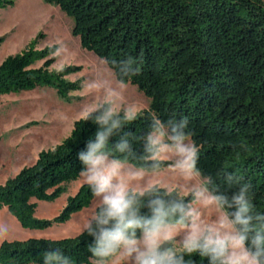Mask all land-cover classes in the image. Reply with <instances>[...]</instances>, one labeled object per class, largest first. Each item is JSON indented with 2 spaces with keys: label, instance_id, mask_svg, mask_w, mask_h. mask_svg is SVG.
<instances>
[{
  "label": "trees",
  "instance_id": "trees-1",
  "mask_svg": "<svg viewBox=\"0 0 264 264\" xmlns=\"http://www.w3.org/2000/svg\"><path fill=\"white\" fill-rule=\"evenodd\" d=\"M15 1L0 0V9ZM45 2L73 20L72 35L83 50L103 62L129 55L139 61L140 74L128 85L136 86L150 104L128 124L130 130L137 135L146 131L154 115L186 116L191 139L200 147L202 173L238 170L254 186L257 210L264 211V0ZM41 37L0 65V96L49 87L70 101V94L82 89L81 81L66 79L80 67L50 70L57 57L50 47L37 49ZM38 63L42 65L36 67ZM95 130L90 120L75 122L59 145L0 185V210L7 208L24 229L46 230L88 207L94 197L85 184L55 219L35 218L36 202L56 201L80 177L76 153ZM233 144L243 147L234 151ZM90 239L81 233L61 240L4 241L0 264H42L41 254L50 246L62 248L75 264H91ZM193 259L207 264L199 256Z\"/></svg>",
  "mask_w": 264,
  "mask_h": 264
},
{
  "label": "clouds",
  "instance_id": "clouds-1",
  "mask_svg": "<svg viewBox=\"0 0 264 264\" xmlns=\"http://www.w3.org/2000/svg\"><path fill=\"white\" fill-rule=\"evenodd\" d=\"M50 49L57 58L68 54L63 43ZM104 63L109 67L87 84L100 98L83 110L96 130L76 153L80 177L96 199L82 225L91 238V264H111L116 257L125 264H196L194 256L207 264H264V211L254 203L253 184L226 167L202 173L186 116L154 115L146 131L130 130L140 113L125 100V90L140 74L139 61L129 55ZM166 162L188 183L173 187L146 179ZM207 209L214 210L210 219L203 215ZM6 232L0 227V235ZM41 258L42 264H75L60 247L50 246Z\"/></svg>",
  "mask_w": 264,
  "mask_h": 264
},
{
  "label": "rangeland",
  "instance_id": "rangeland-1",
  "mask_svg": "<svg viewBox=\"0 0 264 264\" xmlns=\"http://www.w3.org/2000/svg\"><path fill=\"white\" fill-rule=\"evenodd\" d=\"M74 22L58 7L45 0H16L14 5L0 9V65L9 56L20 54L39 35L37 49L42 50L53 44L63 43L68 54L57 58L51 66L52 72L66 67H80V71L66 77L70 82H82V89L70 94V101L62 100L49 87L37 88L19 94L0 96V185L17 176L25 167L33 165L43 151L54 149L66 139L74 123L84 118V109L99 100V92L87 87L100 69L107 65L95 54L81 48L78 38L72 35ZM38 63L36 67L41 66ZM125 100L133 104L141 114L148 109L150 100L136 86L128 85ZM150 182L165 181L175 187L188 183L167 167L158 174L146 173ZM85 185L81 177L66 185L65 191L52 202H36L35 218L53 220L63 211L70 197H74ZM186 195V193H181ZM96 199L74 214L70 221L56 224L46 230L24 229L7 208L0 210V227L6 228L0 235L4 241L28 239L61 240L76 237L82 233V225L95 210ZM206 219L214 215L213 209L203 212ZM111 264H125L116 257Z\"/></svg>",
  "mask_w": 264,
  "mask_h": 264
}]
</instances>
